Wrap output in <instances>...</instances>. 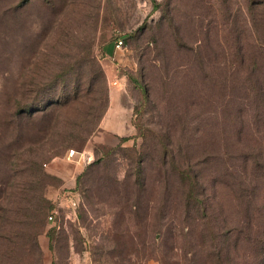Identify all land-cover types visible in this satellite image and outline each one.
<instances>
[{"label": "rangeland", "instance_id": "374dc122", "mask_svg": "<svg viewBox=\"0 0 264 264\" xmlns=\"http://www.w3.org/2000/svg\"><path fill=\"white\" fill-rule=\"evenodd\" d=\"M0 153V215L44 158L43 264H264V0H0Z\"/></svg>", "mask_w": 264, "mask_h": 264}, {"label": "trees", "instance_id": "16d2710c", "mask_svg": "<svg viewBox=\"0 0 264 264\" xmlns=\"http://www.w3.org/2000/svg\"><path fill=\"white\" fill-rule=\"evenodd\" d=\"M38 91L31 100L19 105L16 116L32 119L40 111L45 113L54 106L66 104L68 101L52 93H42L41 88ZM42 102H46V105L40 107ZM13 115L12 120L17 123V118L14 113ZM16 157V152L6 155L11 171L16 170L12 166L14 165L12 160ZM2 158L5 159L4 156ZM44 162V158L39 156L27 161L22 190L30 196L23 201H15L12 207L5 208L0 215V264H43V250L39 236L46 231L47 215L52 212L54 206L46 194L47 173L43 166ZM8 174L11 177L15 175L11 172ZM261 258L264 259V253Z\"/></svg>", "mask_w": 264, "mask_h": 264}, {"label": "built area", "instance_id": "2783aa9c", "mask_svg": "<svg viewBox=\"0 0 264 264\" xmlns=\"http://www.w3.org/2000/svg\"><path fill=\"white\" fill-rule=\"evenodd\" d=\"M115 49L118 52H123L125 50V42H124V37L119 35L115 39ZM113 85L117 86H126L127 84V78L125 74H122L120 77H117L113 79L112 82ZM94 154L92 151L84 149V150H76L74 148L69 149L67 152V159L73 161L75 164L79 163H89L90 161L93 160ZM60 199L61 200H67L69 202H72L74 205L78 203V198L71 192V191H64L63 193L60 194ZM76 208H74V211ZM55 210H53L50 215L49 219L55 220Z\"/></svg>", "mask_w": 264, "mask_h": 264}, {"label": "crops", "instance_id": "0c3cea01", "mask_svg": "<svg viewBox=\"0 0 264 264\" xmlns=\"http://www.w3.org/2000/svg\"><path fill=\"white\" fill-rule=\"evenodd\" d=\"M111 55H114V57L118 58V56L120 55V52H118L114 47V51ZM108 66L112 72V76H111L112 79H115V78L120 77L122 75V74H120L121 73L120 70L117 67H115L113 62H111L110 65H108ZM113 87L116 91L122 92L125 86L113 85ZM107 132H113V129H110V131H107ZM69 162H73V161L69 160Z\"/></svg>", "mask_w": 264, "mask_h": 264}]
</instances>
